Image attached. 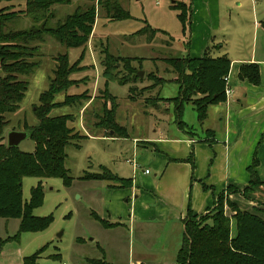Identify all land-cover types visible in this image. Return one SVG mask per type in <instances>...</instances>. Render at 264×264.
<instances>
[{
	"label": "rangeland",
	"instance_id": "rangeland-1",
	"mask_svg": "<svg viewBox=\"0 0 264 264\" xmlns=\"http://www.w3.org/2000/svg\"><path fill=\"white\" fill-rule=\"evenodd\" d=\"M118 1L132 18L120 21L109 20L104 9L98 6L94 28L82 57V48H66L49 35H43V42L41 40L31 43V45L39 46L38 51L32 52L31 58L38 63V66L30 75L20 76L28 82V87L18 110L4 115L8 120V125L4 129L6 136L4 142L6 143L9 132L23 131L24 124L27 126L37 124L34 107L39 104L40 93L47 89L49 80L53 77L55 57L59 53H67L70 65L78 62L76 67L78 70L70 75L75 83L65 92L54 96L58 106L49 114L50 116L67 114L72 117L67 125L81 136L88 138L75 141L80 144V148H76L75 142H72L65 149L64 165L69 176L72 177L70 185H64L62 179L58 177L38 179L27 176L22 179L24 200L29 199L31 188L41 180L43 203L33 210V214L52 215L53 220L42 231L18 234V219L0 218V264H23L24 257L33 254L43 246L45 249L37 264H90L87 260L100 258L101 254L95 246V240H90L95 238V235L103 234L101 225L96 221L93 213L95 211L101 213L102 197L115 199L119 196L118 190L123 189L111 187L105 191L106 184L116 185L118 182L109 179L84 181L79 177L85 171L100 173L99 165H103L113 174L129 178L134 174L132 164L128 160H133L137 166L136 175L138 176L133 177L139 178L146 165L149 171L147 177L150 180H156L157 171L151 163L153 160H159L164 155L163 152H155L154 146L146 147L143 142H135L138 146L133 149L132 139L135 137L156 138L163 129L169 137L180 131L171 99L177 95L178 86L174 81L169 80L172 73L164 59L186 56V51L183 52L182 49L183 31L178 17L179 11L171 6L175 2L185 0ZM83 2L84 0H72L70 4L54 5L53 16L48 20L47 25L53 26L56 22L62 21ZM236 2L241 3L242 16L247 17V21L248 17L251 19L252 4H256L254 5L259 13L264 10V0H236ZM5 3L6 1H0V5ZM9 3L16 4V10H19L24 7L25 0H10L7 4ZM32 25L29 19L19 17L8 27L20 30L28 29ZM146 25L150 26L154 32L146 29L144 27ZM142 28H145V31L138 32ZM105 52L122 58H131L126 61V66L123 62H119L116 73L124 74L128 65L138 72L142 71L140 80L135 84H120L116 80H109L106 83L102 76L101 64ZM136 57L137 59L134 60L133 58ZM131 86H136L137 91L132 93ZM105 88L109 95L105 92ZM236 91H239L237 87ZM65 96L68 97V101L72 96H78L79 102L71 105L62 104ZM106 109L114 110L115 122L120 127V131L117 130L114 133L113 130L106 131L97 126L98 118L104 115ZM181 119L190 127L187 130L191 134L188 135L186 132L185 134L197 140L198 144H205L208 138L207 127L203 123H198L192 104L184 105ZM110 134L115 135L116 138L109 139ZM263 145L264 141L257 145V149L260 146L261 152H263ZM18 148L32 152L34 142L26 137L18 144ZM260 156V153L256 151L255 157L259 160ZM223 195L225 199L233 201L232 194H228L226 190ZM257 196L260 199L261 194L257 193ZM259 199L257 198L259 203L256 208L262 211L263 214H260L264 216V202H262L264 200ZM224 208L226 214L230 215V208L225 202ZM17 234V239L11 238ZM131 242L128 233L121 235L116 262L112 258L114 263L128 264V249Z\"/></svg>",
	"mask_w": 264,
	"mask_h": 264
},
{
	"label": "trees",
	"instance_id": "trees-1",
	"mask_svg": "<svg viewBox=\"0 0 264 264\" xmlns=\"http://www.w3.org/2000/svg\"><path fill=\"white\" fill-rule=\"evenodd\" d=\"M10 1V0H0ZM72 0H25L24 7L16 10L12 5H0V218L18 219V234L22 232H38L46 229L52 222V215L36 216L33 210L43 203V188L41 180L30 190L28 200L22 197V179L24 177H58L64 185H70L72 177L64 165L66 147L80 139L87 138L75 132L67 125L72 117L67 114L50 116V111L58 106L54 96L65 92L75 82L70 75L78 70V62L70 65L67 53H59L55 57L53 77L50 78L47 89L39 95V104L34 107L37 124L27 126L23 131L29 133V138L34 142L32 152L22 151L18 146H8L4 142V129L8 125L6 113L18 110L28 87V82L20 76H28L38 66L32 61V52L38 51L39 46L31 45L34 41L43 42V35H49L66 48H82L81 57L85 46L92 34L96 20L97 7L105 11L109 20L120 21L131 19L129 12L124 10L118 0H84L82 5L67 14L62 21L48 26V20L53 16L54 5L70 4ZM179 11L178 17L185 33L190 18V0L175 2L171 5ZM25 17L32 22L28 29L15 30L8 27L12 21ZM264 27V22L262 23ZM151 32L154 30L144 26ZM145 28L138 30L144 32ZM131 58H122L105 52L102 60V76L107 83L116 80L120 84L133 83L140 80L138 70L128 66L125 73L119 75L118 63ZM134 60L137 59L133 58ZM164 61L169 65L170 72L175 74L174 82L178 86L177 95L173 98L174 109L177 115L180 130L191 134L190 127L181 119L184 105L192 104L196 111L197 121L202 124L207 116L210 105L226 102L225 77L230 71L231 61L224 54L213 57L209 49L201 57H168ZM237 77L240 81H247L252 85H259L260 73L256 63L242 64L239 66ZM137 87L131 86L134 93ZM105 92L107 89L105 88ZM107 95L109 93L107 92ZM114 97V96H113ZM62 104L71 105L79 102L78 96ZM78 98V99H77ZM77 99V100H76ZM97 126L104 130H113L115 133L119 126L115 122L114 110H104V115L98 118ZM209 132V130H206ZM211 143L212 140L206 139ZM76 148L80 144L74 143ZM194 169L192 153L185 159ZM258 160L254 157L247 170L249 182L242 189L228 185V194H241L248 201H256V194L264 181L257 172ZM100 173L85 171L80 180L118 182L110 185L114 188H131L132 179L122 178L113 174L108 168L99 165ZM205 188V186H204ZM224 202L230 208L231 214L227 215ZM259 202H257L258 204ZM256 207L253 210L241 209L229 199H225L223 192L216 197L215 206L204 214H195L188 206L184 218V236L174 264H264V216ZM263 214V213H262ZM94 218L103 227L112 224L99 218L93 213ZM18 234L11 237L17 239ZM41 247L33 254L23 258V264H37L44 251Z\"/></svg>",
	"mask_w": 264,
	"mask_h": 264
},
{
	"label": "crops",
	"instance_id": "crops-1",
	"mask_svg": "<svg viewBox=\"0 0 264 264\" xmlns=\"http://www.w3.org/2000/svg\"><path fill=\"white\" fill-rule=\"evenodd\" d=\"M190 2L188 27L181 36L183 52L186 51V56L201 57L209 49L211 56L225 54L231 61L228 85L232 92L225 103L208 107L203 122L211 132H207V139L213 143L198 144L179 127L180 131L172 137L163 129L156 138H133V149L138 146L135 142H143L146 147L154 146L155 152H163L159 160L151 163L158 178L147 177L146 165L136 178V166L135 172L132 169L136 177H129L131 188L118 190L115 199L102 197L101 213H94L117 225L107 228L101 225L103 234L90 239L95 240L101 254L98 259L87 260L90 264H116L113 259L116 262L123 233H128L132 240L128 264H174L182 245L188 206L193 213L204 214L215 206L217 195L228 185L239 189L247 185V168L256 151L261 155L259 160L255 157L257 172L264 181V145L263 152L260 146L257 149L258 143L264 141V10L259 13L255 1L250 9L251 19L248 17L247 21L242 16L241 3L236 0ZM9 5L17 8L16 4ZM248 63L258 64L259 85L238 79L239 66ZM170 75L169 80L174 81L175 74ZM108 138L116 137L110 134ZM191 153L193 170L185 161ZM109 189L111 186L106 184L105 191ZM258 193L264 200V187ZM256 197L259 199L257 194ZM231 198L241 209L251 211L257 206L256 201H248L241 194H232Z\"/></svg>",
	"mask_w": 264,
	"mask_h": 264
},
{
	"label": "water",
	"instance_id": "water-1",
	"mask_svg": "<svg viewBox=\"0 0 264 264\" xmlns=\"http://www.w3.org/2000/svg\"><path fill=\"white\" fill-rule=\"evenodd\" d=\"M141 77L143 75L142 71L138 72ZM26 137H29V133L26 131H12L7 135V145L8 146H18V144Z\"/></svg>",
	"mask_w": 264,
	"mask_h": 264
},
{
	"label": "built area",
	"instance_id": "built-area-1",
	"mask_svg": "<svg viewBox=\"0 0 264 264\" xmlns=\"http://www.w3.org/2000/svg\"><path fill=\"white\" fill-rule=\"evenodd\" d=\"M225 82H226L225 94H226V98H227V97L230 96V94L232 92L231 91V88L228 85L229 84V74L225 77ZM129 162L132 164L133 172H135L136 171V164H135V162L133 160L132 161L129 160ZM144 173H148V170H145Z\"/></svg>",
	"mask_w": 264,
	"mask_h": 264
}]
</instances>
